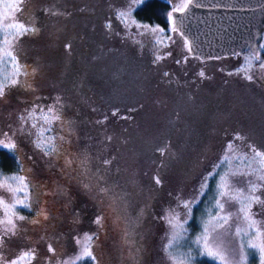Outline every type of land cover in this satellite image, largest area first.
Here are the masks:
<instances>
[{"label": "rangeland", "instance_id": "374dc122", "mask_svg": "<svg viewBox=\"0 0 264 264\" xmlns=\"http://www.w3.org/2000/svg\"><path fill=\"white\" fill-rule=\"evenodd\" d=\"M142 1L0 0V85L20 81L0 99V147L15 145L18 166H0V264H100V213L80 223L66 204L86 184L116 198L132 264L264 259V156L252 150L264 153V32L257 56L201 60L170 24L137 18ZM166 1L169 14L187 0ZM16 20L38 31L20 35ZM73 64L80 99L61 71ZM54 137L79 160L49 149ZM12 224L17 235L4 236ZM52 245L68 255H49Z\"/></svg>", "mask_w": 264, "mask_h": 264}, {"label": "trees", "instance_id": "16d2710c", "mask_svg": "<svg viewBox=\"0 0 264 264\" xmlns=\"http://www.w3.org/2000/svg\"><path fill=\"white\" fill-rule=\"evenodd\" d=\"M168 2L166 0H143L133 11L134 15L142 20L148 21V22H154L162 25L163 27H167L170 24V10L168 14ZM43 8L40 5H35L31 8V12H35L39 14L40 10ZM171 25V24H170ZM75 64L70 66H64V68L61 70H67V78L68 81H70L71 90H73L74 95L80 99L79 94L85 93L86 86L83 79V71H81L80 68L76 70ZM75 71V72H74ZM54 142L48 144V148L52 149V151L55 152V149L57 148V155H60L63 159L76 157L78 160L77 151H74V147H71L70 145L66 144L65 141L60 140L59 143L55 140ZM53 144V145H52ZM59 145V146H58ZM54 148V150H53ZM77 160V161H78ZM67 160H65L66 162ZM71 162V161H70ZM69 162V163H70ZM61 164L62 167H66V164ZM69 166L70 164L67 163ZM72 165V164H71ZM0 166H2L5 169L8 170H14L17 169V160L15 157V154L11 152L9 149L0 147ZM77 165L69 166L68 169L71 174L76 175ZM66 169V170H68ZM83 180L86 178V174L83 173ZM73 191V195H71V199L67 202V207L74 206V212H77L79 215V218L77 220L82 223L86 219V217L93 215L95 212L100 213L101 219L99 220V223L93 221V224L96 229H99L97 232V239L99 243V263L100 264H132L130 260L131 253L129 254V247L131 245V232L129 231V228L127 226L126 220L124 218V215L122 214L121 210L118 211L119 206L115 202L116 198L111 197V202L107 203L106 201V192L102 196H96V192L94 191L93 187H89L88 184L85 185V189L83 192ZM75 193V195H74ZM69 195V193L65 194V198ZM86 195H93L89 201L84 200V197ZM90 197V196H89ZM87 198V197H86ZM113 210V211H112ZM65 232L66 230L63 229ZM63 231L60 230L61 237H64ZM100 232V233H99ZM56 240V238H53ZM63 239V238H62ZM59 241V238H58ZM56 243H59V242ZM75 245V244H74ZM77 245V244H76ZM76 245L73 246L72 249H70L68 252L71 254L76 249ZM69 246V245H67ZM53 251H48L49 255L52 254H58L62 256H66L65 250H60L61 246L59 248V253L57 252V246H51ZM66 249V247H65Z\"/></svg>", "mask_w": 264, "mask_h": 264}, {"label": "water", "instance_id": "95a60500", "mask_svg": "<svg viewBox=\"0 0 264 264\" xmlns=\"http://www.w3.org/2000/svg\"><path fill=\"white\" fill-rule=\"evenodd\" d=\"M170 24L191 47L189 54L200 59L245 50L257 54L264 0H187L181 8H170Z\"/></svg>", "mask_w": 264, "mask_h": 264}, {"label": "snow or ice", "instance_id": "6c2138e0", "mask_svg": "<svg viewBox=\"0 0 264 264\" xmlns=\"http://www.w3.org/2000/svg\"><path fill=\"white\" fill-rule=\"evenodd\" d=\"M191 2V0H189V3ZM185 7H188V5H185ZM17 10L20 11L21 8H20V5H17ZM121 15H123V13H121ZM8 27H10L11 29H13L14 31H16L18 34L22 35V34H25V33H28V32H32L33 34L38 31L37 29H35L34 27L32 28H29V27H26L24 24L22 23H19L18 20L14 21L12 24L8 25ZM107 27H110V25H107ZM173 31H175V27H173L172 29ZM155 31V30H153ZM5 42H8L7 41V38H5ZM66 47H70L68 45H66ZM188 51L191 52L192 49L191 47L189 46L188 47ZM12 61H13V64H14V67H15V70H16V75L19 76V75H24L26 77L30 76L31 73L28 71V69L25 67V68H21L20 65L18 64V62L16 61V58L14 56L11 57ZM159 59V57L157 58ZM177 63H180V61L178 60ZM261 67H264V65H261ZM35 70L33 69L32 72H34ZM165 75H167V73H165ZM200 75L203 76V72L200 73ZM249 79H251V77H248ZM20 83V81L18 79H12L10 81V83L8 85H0V99H3V97L6 95V89L7 88H10V87H13V86H16ZM24 86L26 87H31V84L28 83L27 80H25L24 82ZM53 109L52 108H49V112H52ZM23 119V117H22ZM56 119H59V116H56ZM239 139V137H237ZM4 147L5 148H11V149H14L15 148V145L14 144H11V143H7V144H4ZM229 147H231V145H229ZM253 152H255V155L256 156H264V153L256 150L254 147L252 148ZM161 153L163 154V149L160 150ZM105 163H109L108 161H105ZM210 177L213 175L212 173L209 174ZM156 183L159 184L160 183V180L157 179L156 180ZM256 201H259V197H256L255 198ZM18 203H21L23 204L22 201H18ZM19 219L23 220L24 217H19ZM97 223H99V219L96 221ZM9 223H12L11 221H9ZM16 229V225L15 224H12V227L11 228H6L5 231H4V236H8L9 233H11L12 236H15L17 235V231L15 230ZM0 247H3V237H0ZM250 247H256V245H250ZM49 251H53V249L51 248V246H49ZM262 251H264V249H262ZM202 255L204 253H201ZM85 255L91 257V253L88 252L87 250L85 251ZM207 255L213 259L216 258V254L213 253L211 250H208L207 251ZM10 264H16V261H11ZM261 264H264V259L261 260Z\"/></svg>", "mask_w": 264, "mask_h": 264}, {"label": "flooded vegetation", "instance_id": "af4514ba", "mask_svg": "<svg viewBox=\"0 0 264 264\" xmlns=\"http://www.w3.org/2000/svg\"><path fill=\"white\" fill-rule=\"evenodd\" d=\"M263 32H264V30H263ZM235 54V53H234ZM258 54V53H257ZM257 54H254L255 56H257ZM191 55V54H190ZM230 55H232V54H229V55H222V56H219V57H227V56H230ZM192 56H196V55H192ZM196 57H198V56H196ZM218 57V58H219ZM199 58V57H198ZM211 58H217V57H211ZM200 59V58H199ZM207 59H209V58H207ZM201 60H204V59H201Z\"/></svg>", "mask_w": 264, "mask_h": 264}]
</instances>
